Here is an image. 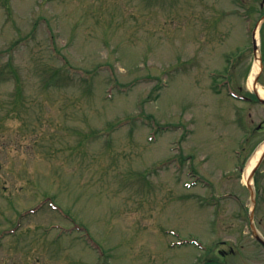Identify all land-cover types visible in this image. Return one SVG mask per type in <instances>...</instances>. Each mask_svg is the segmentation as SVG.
<instances>
[{
	"label": "rangeland",
	"instance_id": "rangeland-1",
	"mask_svg": "<svg viewBox=\"0 0 264 264\" xmlns=\"http://www.w3.org/2000/svg\"><path fill=\"white\" fill-rule=\"evenodd\" d=\"M248 1L0 0V264H185L172 244L207 238L200 196L251 205L264 136L238 156L211 74L248 42Z\"/></svg>",
	"mask_w": 264,
	"mask_h": 264
},
{
	"label": "flooded vegetation",
	"instance_id": "flooded-vegetation-1",
	"mask_svg": "<svg viewBox=\"0 0 264 264\" xmlns=\"http://www.w3.org/2000/svg\"><path fill=\"white\" fill-rule=\"evenodd\" d=\"M241 2L251 6L248 0H241ZM259 10H264V5L260 4ZM263 16L264 13L261 17ZM223 32L225 31H217L219 33L218 44L223 42ZM247 33L248 42L244 41L242 47L234 50L235 52L243 51V53L238 54L237 60L232 64L226 61L228 68L217 69L220 75L218 81L226 80L232 89L243 97L237 101L232 100L231 117L237 124H240L239 126L246 129L247 139L244 150L249 147L254 148L256 140L264 136V23L258 27V21H256L254 28ZM221 95L223 98L227 97L226 89ZM226 103L224 99H220L221 108L227 113ZM262 140L261 144L264 143V139ZM263 145H258V148ZM263 165L264 160L260 167ZM255 176V205L251 202V192L245 187L243 189L249 194L251 205L242 204V197L232 192L228 194L231 198L227 200L232 201L236 206H221L219 205L220 200L213 199V195L209 196L210 204L199 206L201 211H206L208 214L209 221L205 223L204 229L208 236L203 238L199 234L201 237L199 239L195 235L192 237L185 235L186 245L183 247L189 249L192 254L185 264H245L249 259L254 264H264V259L259 260L255 255L245 253V244L250 241L264 256V228L261 225L264 216H259V212L264 210L260 199L264 194V189L257 188Z\"/></svg>",
	"mask_w": 264,
	"mask_h": 264
},
{
	"label": "bare ground",
	"instance_id": "bare-ground-1",
	"mask_svg": "<svg viewBox=\"0 0 264 264\" xmlns=\"http://www.w3.org/2000/svg\"><path fill=\"white\" fill-rule=\"evenodd\" d=\"M261 154V151H258L256 153V156H254V158L251 160L250 164H249V167L247 168L246 172L247 174L250 172V170L252 169V167L256 164V162L258 161L259 159V156Z\"/></svg>",
	"mask_w": 264,
	"mask_h": 264
},
{
	"label": "trees",
	"instance_id": "trees-1",
	"mask_svg": "<svg viewBox=\"0 0 264 264\" xmlns=\"http://www.w3.org/2000/svg\"><path fill=\"white\" fill-rule=\"evenodd\" d=\"M10 65H11V64H10ZM13 72H14L15 78H17V79H18V75H16V74H15V71H14V70H13ZM54 76H55V75H53V77H51V78H53V79H54V78H55Z\"/></svg>",
	"mask_w": 264,
	"mask_h": 264
}]
</instances>
